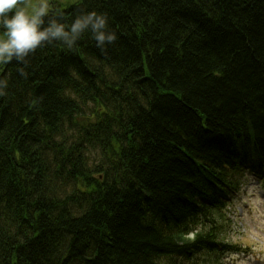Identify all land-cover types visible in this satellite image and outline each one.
I'll use <instances>...</instances> for the list:
<instances>
[{"label": "trees", "instance_id": "16d2710c", "mask_svg": "<svg viewBox=\"0 0 264 264\" xmlns=\"http://www.w3.org/2000/svg\"><path fill=\"white\" fill-rule=\"evenodd\" d=\"M50 6L116 39L0 63V264H215L264 174V0Z\"/></svg>", "mask_w": 264, "mask_h": 264}, {"label": "clouds", "instance_id": "9594fccd", "mask_svg": "<svg viewBox=\"0 0 264 264\" xmlns=\"http://www.w3.org/2000/svg\"><path fill=\"white\" fill-rule=\"evenodd\" d=\"M86 32L101 49L116 39L102 13L79 14L66 26L58 17H50L48 0L32 7L26 0H0V63H24L45 43L61 42L71 48Z\"/></svg>", "mask_w": 264, "mask_h": 264}, {"label": "rangeland", "instance_id": "374dc122", "mask_svg": "<svg viewBox=\"0 0 264 264\" xmlns=\"http://www.w3.org/2000/svg\"><path fill=\"white\" fill-rule=\"evenodd\" d=\"M52 1L55 0H48L49 11L51 10L50 2ZM57 1L68 5L78 0ZM39 3L40 0H28L27 2L29 7L36 6ZM248 178L247 186L245 185L241 189L239 195L234 198L233 204L230 206L235 226L233 232L226 237H221L223 241L239 243L243 249H248L249 253H240L243 257L240 255L233 256L235 257L234 264H254L253 262L257 260L264 263V189L257 186L258 180L250 172L242 180ZM243 207L245 208L244 210H242ZM189 237L192 238L193 234ZM207 257V252H201L198 256L199 264H210Z\"/></svg>", "mask_w": 264, "mask_h": 264}]
</instances>
